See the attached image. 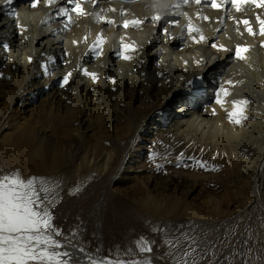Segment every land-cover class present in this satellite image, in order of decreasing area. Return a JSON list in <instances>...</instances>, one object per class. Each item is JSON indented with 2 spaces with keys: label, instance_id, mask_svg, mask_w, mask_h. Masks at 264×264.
I'll return each mask as SVG.
<instances>
[{
  "label": "bare ground",
  "instance_id": "1",
  "mask_svg": "<svg viewBox=\"0 0 264 264\" xmlns=\"http://www.w3.org/2000/svg\"><path fill=\"white\" fill-rule=\"evenodd\" d=\"M78 2L83 14L73 11L74 5L66 0L51 4L38 0L35 8L31 0L11 4L0 0V132L16 108L21 118L25 112L34 117L16 128L27 129L36 139L49 138L65 146L73 143L78 149L85 141V131L94 129L95 135L87 139L93 142L95 153L98 139L112 134L109 150L101 151L95 162L90 157L84 162L88 164L78 162L76 166L77 170L93 166L99 175L107 171L126 141L132 148L140 140L145 149L170 154L178 173L184 172L182 164L190 171L185 178L139 177L138 185L130 187L135 174L124 161L114 178L127 191L137 188L143 205L174 209L170 231L180 235L175 254L181 262L222 259L226 254L216 248L226 242L237 245L239 259L264 253V35L259 34L256 21L257 15L264 19V8L242 3L240 11L231 5L214 9L194 0L187 4L183 0ZM62 7L68 9V16L59 12ZM156 15L162 17L166 34L147 19ZM245 19L255 35L246 31ZM125 20L143 23L124 28ZM189 24L199 32L189 33ZM201 35L207 39L194 42L192 37L199 40ZM98 36L102 43H96ZM4 43L9 45L7 50ZM213 43L228 50L213 48ZM123 44L132 48L124 51ZM238 45L247 48L245 59L235 56ZM94 46L99 55L89 51ZM123 55L132 59L125 60ZM42 65L47 66V74ZM85 68L97 73L98 79L84 75ZM68 73L71 76L61 87ZM222 88L230 95L225 97ZM218 92L225 101L223 107L215 103ZM238 99L248 101L246 118L240 124L230 121L225 111H232L231 102ZM75 121L78 125L73 127ZM94 123L97 128H92ZM55 125L70 137H59ZM118 135L120 139L115 138ZM0 142L9 148L12 139L3 137ZM197 160L217 165L219 170L206 171ZM59 192L56 187L55 199ZM189 196L193 204H178L179 198ZM105 198L104 193L93 204L92 218ZM168 198H173L170 204ZM51 204L43 201L41 207ZM85 224L71 227L64 239L53 234L63 245L58 251L70 254L64 259L123 260L102 254L103 241L97 232L93 236L99 238L98 245L93 251L86 250ZM137 255L123 261L163 264L152 263L151 252Z\"/></svg>",
  "mask_w": 264,
  "mask_h": 264
},
{
  "label": "rangeland",
  "instance_id": "2",
  "mask_svg": "<svg viewBox=\"0 0 264 264\" xmlns=\"http://www.w3.org/2000/svg\"><path fill=\"white\" fill-rule=\"evenodd\" d=\"M20 99L21 97L17 100ZM2 102L0 100V103ZM33 119L34 117L27 112L23 113L21 118L16 108L11 111L5 127L0 132V139L3 137L4 140L12 139V142L8 143L9 148L3 147L0 142V176L18 169L22 179L33 176L43 178V180L37 179L36 187L44 203H52L49 211L53 216V225L61 230V235L56 236L57 239L69 236L70 228L74 225L86 223L84 241L88 242L85 245L88 251H93L98 245L99 238L93 236V233L97 232L103 241L102 254L107 258L123 260L138 258L137 254L142 253L140 248L150 246L152 263L185 264L175 254V250L179 247L177 238L180 235L170 231L174 209L162 211L152 205H143L137 188L127 191L120 181L114 179L118 176L117 173L124 161L131 169L132 176L135 174L130 187L138 185L139 177L144 179L154 177L162 179L165 176L187 177L190 171L185 164H182L184 172L178 173L170 154H163L161 150L154 148L145 149L141 145L143 142L139 140L138 144H140L132 148L131 143L128 144L126 141V144L118 149L107 171L101 175L93 166H90V169L77 170L78 162L81 165L88 164L84 162L90 157L94 158L93 162H95L101 151L112 147V134L105 133L106 138L98 139L93 153V142L87 137L95 135L94 129L85 131V141L76 149L73 143L65 146L63 142H55L49 138L36 139L27 129L16 128L19 123H29ZM42 120L46 121V118ZM103 121L105 123L106 120ZM42 125L43 122L40 127ZM76 125H78L77 121L72 124L73 127ZM93 125L92 128L98 127L97 123ZM53 128H56L59 137H70L67 130L63 133L56 125ZM120 137L121 135H118L115 138L120 139ZM157 165L161 167L158 169ZM119 178L118 180L122 179L121 176ZM56 187L60 191L57 199H55ZM42 189H47V193ZM195 191L201 194L198 187ZM104 193L105 202L92 218V206ZM172 201L173 198H168L167 204ZM181 202L193 204L191 196L179 198L178 204ZM97 222L100 223L99 226ZM216 250L224 252L229 257L225 255L218 260L186 262V264H264V253L250 254L244 259L237 258V245H231L230 242L221 244ZM69 262L92 264L87 260L70 259Z\"/></svg>",
  "mask_w": 264,
  "mask_h": 264
},
{
  "label": "snow or ice",
  "instance_id": "3",
  "mask_svg": "<svg viewBox=\"0 0 264 264\" xmlns=\"http://www.w3.org/2000/svg\"><path fill=\"white\" fill-rule=\"evenodd\" d=\"M7 3L11 4L13 0H6ZM185 4L189 3V0H183ZM195 3L201 4H210L214 9H219L225 5H231L236 8L237 11H240V5L242 3H252L258 8H264V0H194ZM38 0H31V6L36 7ZM47 3H53V0H47ZM66 3L69 5H74L73 11L83 14V9L81 8L78 0H66ZM179 7V5H177ZM59 12L65 16H68V9L62 7L59 9ZM9 15H14V11L8 12ZM70 19V17H69ZM151 22L157 23L162 31L166 34L168 29L163 27L162 17L159 15L152 16L150 18ZM203 19L208 20V17H203ZM256 21L259 24V34L264 35V19L260 15L256 16ZM112 23V21H108ZM143 21L134 20L123 22V27L127 28L131 24L134 27H138ZM237 23H240L239 21ZM246 27V31L255 35L251 22L248 19L242 21ZM189 33L192 31L199 32V29H193L191 24L188 25ZM219 31V30H218ZM194 42L200 43L205 41L207 38L203 35L200 36L199 40H196V37H192ZM73 43H77L73 41ZM96 43H102L100 37H97ZM4 49H8L9 45L4 43ZM213 48L223 49L227 51L228 49L224 48V45H216L213 43L211 45ZM132 48V45L123 44V50L127 51ZM96 55L100 54V50L97 47H92L89 50ZM247 51V48L236 46L235 56L240 59H245L243 53ZM121 53H117L120 55ZM123 59L130 60L132 59L129 55H123ZM51 61V58H49ZM31 61V57H29ZM197 64L200 61H196ZM187 64V61H185ZM45 68V74L48 73L46 65H42ZM83 74L90 76L93 80H97V73L89 72L86 68L83 69ZM158 75L163 76V73H158ZM71 73L63 76V83L60 85L64 86L69 80ZM0 77H3V73H0ZM191 83V81L189 82ZM229 85H233V82L229 80L227 82ZM234 86V85H233ZM221 92L224 93L225 97L230 95L227 89H221ZM215 103L223 107L225 101L220 99L219 92L217 93ZM232 111L227 112L228 119L236 124H240L242 119H245L244 110L248 101L246 100H233L232 102ZM213 114H215V109H213ZM154 155V154H153ZM183 156V153H181ZM190 159H194L191 158ZM195 163L204 170L217 171L219 166L207 165L204 161H195ZM161 166L157 165L159 169ZM37 179L43 180L42 177H31L28 179H22L20 176L19 170H15L10 174L0 176V264H70L69 260L64 259V257H69V253L66 251H58L63 245L59 240L53 238V234L56 236L61 235V230L57 229L53 225V216L49 211L47 206L41 207L43 201L40 195V191L37 190L36 181ZM44 193H47V189H42ZM139 243V242H138ZM83 251V249H80ZM141 252H151L152 248L141 247ZM92 264H141L140 261H115L108 259L105 262L92 261ZM143 264H150L149 261H144ZM186 264V262H185Z\"/></svg>",
  "mask_w": 264,
  "mask_h": 264
}]
</instances>
